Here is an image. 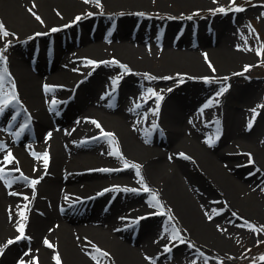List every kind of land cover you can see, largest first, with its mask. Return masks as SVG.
I'll return each mask as SVG.
<instances>
[{
    "label": "bare ground",
    "instance_id": "obj_1",
    "mask_svg": "<svg viewBox=\"0 0 264 264\" xmlns=\"http://www.w3.org/2000/svg\"><path fill=\"white\" fill-rule=\"evenodd\" d=\"M100 1L103 10L121 12L113 39H103L101 25L110 20L98 17L95 43L88 39V22L93 18L59 29L49 48L45 45H49L50 32L32 37L26 43L37 40L40 46L34 63L25 61L27 48L21 41L10 46L0 43L2 60L7 63L0 66V74L4 82L13 81L17 96L0 114V129L16 107L22 111L11 128L28 113L35 129L34 142L24 135L17 143L0 130V145H4L0 151L4 170L0 247L20 235L17 228L21 223L27 237L4 248L0 264H32L33 259L38 264H56V256L60 264H161L160 259L168 254L177 263H189L194 250L233 257L228 248L241 231L237 218L230 221L237 216L234 211L264 223V109L258 114L250 111L259 103L256 87L252 82L233 80L230 69L249 57V52L237 42L233 26L217 18L211 26L216 31L214 45L203 27L199 29L200 43L194 44L187 38L186 33L193 31L188 26L168 25L162 48L144 45L150 36L143 27L152 32L157 22L142 19L137 33L129 29L133 19L129 13L144 6L167 12L212 0ZM95 7L94 0H0L3 21L21 37L38 35L44 26L61 25L71 13L94 11ZM77 25L78 46L74 40L62 38V32L75 33ZM171 27L179 32L176 45L169 38ZM46 58L51 60L49 68L42 65ZM123 68L133 75L175 78L186 74L188 80L184 92L177 93L180 85L174 84L162 101L155 94L139 105L136 102L143 101L138 98L142 93L132 76L122 79L115 99L105 91L111 73L127 75ZM191 76L214 77L213 84L216 77L229 79L228 101L225 96L208 108L194 103V97L207 86L192 82ZM6 89L3 83L0 91ZM4 94L0 93V99ZM240 104L246 108L241 109ZM245 120H252L249 131L241 128ZM220 131L221 138L209 144L208 134ZM225 137L229 139L222 147ZM117 152L119 155L114 154ZM9 153L14 158L11 164L5 160ZM244 155L252 161L244 166L255 170L248 176L243 173L245 167L235 165L237 156ZM126 164L135 167L126 168ZM33 180L39 182L33 185ZM136 188L140 190L134 191ZM106 195L109 203L102 202ZM215 209L222 211L215 213ZM139 210L147 215L139 218ZM139 223L138 232L129 233ZM171 242L181 245L163 253V245ZM204 253L202 256H209Z\"/></svg>",
    "mask_w": 264,
    "mask_h": 264
},
{
    "label": "rangeland",
    "instance_id": "obj_2",
    "mask_svg": "<svg viewBox=\"0 0 264 264\" xmlns=\"http://www.w3.org/2000/svg\"><path fill=\"white\" fill-rule=\"evenodd\" d=\"M94 3H95V0H94ZM100 5H101V1L99 3V6ZM99 6L95 7L96 10L94 11L88 8L82 13L80 12L79 13L75 12L73 14L71 13L69 16H67L66 22H62L63 24L61 25L55 26L51 24V26H48V25L44 26V29H43L44 31H39L38 32L39 35L34 33V34L26 35V36L24 35L23 37L19 36V34H13L12 31H9V26H8L9 24H6L3 21V17L0 14V23H2L5 26V30L9 33V35L7 36H0V43L1 44L4 43L7 46H10V45H15L17 44V42L21 41L22 45H25V47L27 48L26 50L27 52L25 54V58H27V60L25 59V61H29V59L32 57L30 55V52L32 51V49L34 50L35 48L34 45L36 43L32 44V41L30 44H27V43H29L28 40H30L34 36H41V35H45L46 32H50L51 39H49V41L50 40L53 41V37L59 34V33L57 34L59 29L61 28L64 29L67 26H73L75 23H77L75 21V18L77 16L81 17L79 22H82L83 19H86V18H89V19L96 18L97 19L98 17H104V18L106 17L107 19L111 20L112 17L118 18L119 16H121L120 11L114 14L109 10H103V8ZM221 7L225 8L226 10L225 13H220V12L213 13V11H211V10L218 9ZM235 7H241L245 10L241 12L229 10V9H234ZM172 10L176 11V14H173L174 12H172ZM172 10L164 12V11H160V9H153L148 6L147 7L144 6L142 10H134V13H129V14H133V19L129 23V28L130 29L133 28L132 24L134 23V20L136 18H144L146 19V21L151 20L153 22H157L154 29H152V32L150 31V28L148 29L149 36L151 38L153 37V40H150V41L144 40L145 44L144 42L143 44L144 45L151 44V45L160 47L164 44V35L162 36L163 37L162 41H160L158 45H157V42H159V39H156L155 36L160 35L161 33V30H160L161 23L166 24L165 29L167 28L168 25H171V24L172 26H175V25L188 26V28L197 31L196 34L198 35V40L201 39L200 34H199L200 32L198 31L201 27H203L205 30H207V32H210V35L207 37L212 38L211 45H214L213 42L215 41L214 35L216 34V31L215 29L211 30L212 25H210V22L215 21V19L217 18V20L221 22L230 23V25L233 26V29H231V31L233 30L234 37L236 38L237 42L240 43L242 46H244L245 51L247 50L250 54L249 57L243 58L242 60L238 61L235 65L231 66L230 69L233 71V75H235L236 77V79L234 77L233 80H236L237 82L239 81L252 82V86L256 87L254 90V93H256V96H257L256 99L259 100V103L256 106L251 107L250 111L254 112L255 114H258L260 111H262L264 109V15H262V13H264V0H235L234 4H232L230 0H216L215 3L212 0L207 5H203V6L199 5V6L189 7L187 9L179 8L177 10H174V9ZM89 13H91V15H88ZM140 14H143V15H140ZM188 17H191V19H189ZM90 21L88 22V27L90 26V23H91ZM109 22L110 21H106L105 23L102 24L104 25L102 27L103 31L107 30V27H108L107 25L109 24ZM77 27H79V25ZM171 28L172 29L168 31V34H169L170 41L174 43L176 39L175 34L177 32H175L176 27L175 28L171 27ZM183 28L184 27H181V29ZM52 29H57V31L53 32ZM143 29L145 30V28ZM41 32H44V33L41 34ZM68 32L66 33L62 32V38L64 39L67 38L69 41H72L75 33L74 31H71L70 33ZM162 32H164V29ZM52 33L54 35H52ZM187 38L189 41H195V42L198 41L194 39L195 38L194 36L193 37L190 36V32L187 33ZM88 39L91 40V42H94L92 40H95V37L89 36ZM35 41L37 42V40ZM37 44L39 43L37 42ZM176 44L174 43L173 45H176ZM8 51H10V48L8 49ZM258 52L260 53V55L257 54ZM2 54H3L2 47L0 46V57L3 56ZM1 60L2 59H0V66L3 65V63H5V61L2 62ZM46 61H47V58H46ZM45 63L42 62V65L46 66L47 63L46 64ZM6 66H7V63H6ZM246 66H248L247 70H245ZM123 71L127 75H121L117 71H114L113 73H111V77L109 80L110 82L106 85L105 91H108L109 89L112 88V85L114 84L113 81L118 82V80H116L118 76L122 77L123 79L125 76L129 75V76L134 77L133 81H138V83L136 84L138 88L141 89V93H142L138 98H144L149 95L156 94L157 100L162 101L163 98H166L167 93L172 91V89L175 86L174 84L180 85L177 93L184 92V89H185L184 84H186L188 80L185 77L186 74H179L175 78H171V77L169 78L168 75H164V77H160V76L158 77V76H153L149 74H136L137 75L136 76V75H133L134 73L131 74L132 73L131 70L125 69V68H123ZM126 71H129V74ZM105 74L109 75L108 72H105ZM190 78L192 82L198 81L202 83L203 85L207 86V89H205V91L201 95H199L197 98L194 97L193 99L194 103H198L199 105H202L203 104L202 100L204 96L206 95L209 97V94L211 93H216L217 95H216V98L214 97L212 99L209 105L220 103L221 101L225 100L224 98L225 96H226V101H228L229 96H230L229 92L232 90V89L230 90L232 84L229 79L216 77L215 83L213 84L210 82L212 79H214V77L211 79L210 77H207V76L205 77L191 76ZM171 81H176V83L175 82L172 83ZM119 83L120 81L118 82V84ZM4 84H5V87L7 88L6 89L7 91H3V90L0 91V93H6L1 97L0 101H3L9 98L10 96H12L13 95L12 93H15V90H16L15 84L13 83V81L7 80L6 82H4ZM138 84H141V86H139ZM222 89L224 90L221 91ZM18 102H20V100H18ZM157 103L158 102H156V104ZM240 106H241V109L243 110L246 108L244 104H240ZM9 115L10 114L6 115L7 119ZM210 117H212V114H209V116H207V119L209 120ZM23 118H24V115H21V117L18 119L19 125L16 126V130L18 131L22 129V127H20V122L22 121ZM6 121L4 122L5 124L7 123ZM250 121L252 122V120H249V122L248 120L243 121L241 123V128L243 130L245 129L246 131H249L251 129L248 127ZM5 124H3V126ZM0 130L7 132L9 135V138L12 139L13 135L6 127L1 128ZM43 130L46 131L47 128L46 130L45 129ZM221 133L222 131L217 132L215 134L212 133L214 135L210 134L211 136L208 134L207 138L208 140L211 139V141H215V139L221 138ZM25 138L28 141H31V140H33L32 142L35 141V139L28 136L27 133H26ZM228 139H229L228 137H225L223 139L224 142L223 140L221 141V145H223L222 147H224L227 144L226 141ZM219 148H221V146H219ZM237 157L239 160H237V163H235V165L236 166L240 165L238 168H240L241 166L245 167V169L243 170V173L246 176H248V173L251 174L253 173V171H255L252 168V166H244L246 165V163H249L248 161L249 155H244L243 157L241 156L240 157L237 156ZM262 188H263L262 191L264 194V187ZM139 190L140 188L134 189V191H139ZM128 192H130V190ZM132 193L139 194L133 191ZM108 197L109 196L106 195L103 198L102 202L107 203ZM142 211L143 210H139L138 212H136V214L140 216L147 215L145 213H142ZM214 211L215 213H217L221 210L215 209ZM238 211L239 213L237 211H234V214H236L237 216H234V215H233L234 217L231 216V220H230L232 223L233 220L237 218L239 222H236V224L240 227V230H241L240 234L238 236L235 235L236 238L232 240V243H231L232 248L230 247L228 248V250L230 251L231 255H233V257L226 258L223 256V254H221L222 256L221 255L215 256L214 254L213 255L209 253L207 254V252L204 253L202 250H201V253L199 254L198 252H200V250H197L196 252L194 250V252H191L190 254L189 263H177L174 260L173 254H168L164 256L163 258L160 259L159 263L161 264H256L262 261V264H264V260L261 259V257H264V223L259 221L258 219L247 216L246 213L241 212L240 210ZM154 213H157V212H154ZM148 216H153V215H148ZM135 230H137V228ZM176 231H178V229H176ZM131 232L132 230H130L129 233ZM177 241H179L178 238H177ZM177 245H181V244H176L174 242L165 244V246H167L170 249L175 248ZM165 246L163 245L164 248ZM162 251H164V249ZM202 252L209 256H205V255L202 256L203 254ZM164 253L166 252L164 251ZM147 260L149 261L150 259L147 258Z\"/></svg>",
    "mask_w": 264,
    "mask_h": 264
},
{
    "label": "snow or ice",
    "instance_id": "obj_3",
    "mask_svg": "<svg viewBox=\"0 0 264 264\" xmlns=\"http://www.w3.org/2000/svg\"><path fill=\"white\" fill-rule=\"evenodd\" d=\"M83 2H84V3H91L92 0H83ZM213 2L215 3L216 0H213ZM230 2H231L232 4H234V3H235V0H230ZM95 3L97 4V6H99L100 0H95ZM229 10L236 11V12H241V11H244L245 9H243V8H241V7H235L234 9H229ZM211 11H213V13H215V12L225 13L226 10H225V8L221 7V8H218V9L211 10ZM88 15H91V13H89ZM140 15H143V14H140ZM262 15H264V13H262ZM35 18H36L37 20H40V17H39V16H36ZM188 18L191 19V17H188ZM80 19H81V17L77 16V17L75 18V21L78 22ZM52 31L55 32V31H57V29H52ZM7 35H9V33L5 30V26H4L2 23H0V36H7ZM38 35H39V34H38ZM257 54L260 55L259 52H258ZM0 59H3V58L0 57ZM210 66H211V65H210ZM247 69H248V66L245 67V70H247ZM5 72H6V69H5ZM3 83H4V75H3V74H0V88L3 87ZM113 83H116V81H113ZM45 88H46V90H48L47 86H45ZM15 100H16V97H15V95L13 94V95H12V100H11V101H10V100H6V99L3 100V101H0V104L3 105V106H0V114H3L4 111H5V108H7V107L12 103V101H15ZM17 102H18V101H17ZM53 103H55V102H53ZM208 106H209V105H205V107H208ZM253 111H254V110H253ZM97 127H100L99 124H97ZM248 127H249V128L252 127V122L249 123ZM104 135H106V136H111L112 134H111V133H104ZM211 143H212V141H209V144H211ZM3 149H4V145H0V151H2ZM114 154H115V155H119L118 152H117V153H114ZM181 155H183V154H181ZM13 159H14V158L12 157L11 153H9V154L5 157V160H6L7 163H9V164H11V163L13 162ZM43 159H44L45 166H47V163H48L47 153H45ZM249 162H250V163L252 162L251 159H250ZM125 167L127 168V167H135V166H134V165H131V166H130V165H127V164H126ZM16 170L18 171V169H16ZM3 171H4L3 168H0V179L3 178V175H2V174H3ZM102 171H107V170H102ZM137 175H139V171H138V170H137ZM25 179H26V178H25ZM38 182H39L38 180H33V181H31V183H32L33 185H35V184L38 183ZM144 190H145V191H148L147 188H145ZM13 194H15V193H13ZM155 199H156L155 196H153V200H155ZM20 215H21L22 219H26V217L24 216V213H23V212H21ZM24 227H25V226H24L23 223H21V224L18 226L17 231L20 233V235H18V236L15 238V240L9 239V240H8V241H7L2 247H0V254H2L4 248L8 247L9 245H11V244H13V243H15L16 241H19V240H21V239H26V238H27V237L24 235ZM176 238H177L176 236L173 237V239H176ZM44 243H45V245L48 246L49 248L52 247V245L49 243V241L45 240ZM181 243H183L182 240H181ZM97 251H99V250H97ZM164 251H165V252H170L171 249L168 248L167 246H165ZM26 255H27V253H26ZM103 255H107V253H103ZM54 259L56 260V264H60V259H59L58 256L54 257ZM261 259L264 260V257H261ZM20 264H25V262H24V261H21ZM32 264H38V262H37L35 259H33Z\"/></svg>",
    "mask_w": 264,
    "mask_h": 264
}]
</instances>
